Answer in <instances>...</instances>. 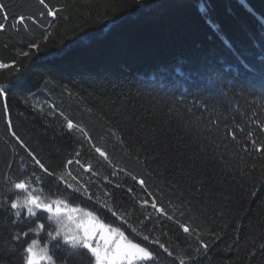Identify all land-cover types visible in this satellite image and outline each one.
Listing matches in <instances>:
<instances>
[{
    "label": "snow or ice",
    "instance_id": "1",
    "mask_svg": "<svg viewBox=\"0 0 264 264\" xmlns=\"http://www.w3.org/2000/svg\"><path fill=\"white\" fill-rule=\"evenodd\" d=\"M9 7V0H0V32L9 21ZM30 7L38 11L12 17L11 30L19 32L20 26L30 30V22L42 35L26 45L22 42L16 49L18 60L0 62V69L15 68L7 83L0 82V118L5 122V135L25 153L14 165L18 153L13 147L12 159L0 169V264H211L206 239L222 235L229 237L226 251L241 245L247 249L244 264L258 258L264 261V215L257 213L259 219H253L251 207L240 216L232 215L233 181L243 187L255 179L252 172L256 170L262 177L260 187L253 184L242 195L264 205V43L257 45L260 52L255 63L241 57L230 41L225 42L239 61L235 75H230L231 66L223 71L176 67L175 81L162 90L163 95L152 97L151 107L131 111L122 102L115 109L127 132L110 129L117 142L124 146L130 141L127 148L134 151L146 174L161 177L176 194L164 206L148 190L142 174L114 165L82 123L63 112L59 114L64 131L87 141L112 166L115 180L105 176L107 184L101 183L95 166L81 162L80 150L54 166L51 154L48 159L40 156L14 130L8 97L13 89L25 85L22 69L26 65L21 61L31 62L46 51L57 14L66 8L50 6L46 0H31ZM197 8L209 17L207 0H197ZM260 23L264 25V17ZM210 26L222 35L218 25ZM50 82L43 81L45 86ZM22 95L29 107L45 116L56 115L55 105L45 112L44 105L33 104L27 94ZM94 185L97 191L92 190ZM114 189L125 192L144 210L143 219L137 218L138 227L129 223L135 208L117 210ZM242 232L251 235L242 239Z\"/></svg>",
    "mask_w": 264,
    "mask_h": 264
},
{
    "label": "trees",
    "instance_id": "2",
    "mask_svg": "<svg viewBox=\"0 0 264 264\" xmlns=\"http://www.w3.org/2000/svg\"><path fill=\"white\" fill-rule=\"evenodd\" d=\"M46 2L50 6L64 5L66 8L57 14L58 23L52 29L46 51L34 56L31 62L27 58L21 61L26 65L22 69L27 77L25 85L22 89H13L8 97L14 130L40 156L48 159L51 154L50 162L54 166L61 165L80 150L81 162L95 166L101 183L107 184L103 180L105 176L115 180L111 176L112 166L100 158L87 141L64 131L65 122L59 114L63 112L74 122L82 123L92 142L109 154L114 165L142 174L158 204L167 206L169 200H175L176 194L169 191L161 177L146 174L144 165L135 159L134 151L127 148L130 141L122 146L110 131L127 135L122 116L115 114V109L122 102H126L131 111L139 112L141 106L151 107L155 103L152 97L157 93L163 95L162 90L170 86V81H175L176 67L186 71L205 67L223 71L231 66L230 75H235L239 61L233 51L225 47L226 41L231 42L241 57L258 63L260 49L257 45L264 43V25L260 23L264 17V0H207L210 6L208 18L198 11L197 0ZM9 3V21L0 32V62L3 63L18 60L16 49L42 35V30L30 22V30L20 26L19 32L12 31L10 26L15 23L12 17L34 14L38 10L30 7L31 0H9ZM63 15L67 20L61 19ZM212 23L219 26L222 35L210 26ZM14 71L15 68L0 69V82L7 83ZM44 80L51 82L45 86ZM22 93L27 94L33 104L44 105L45 112L50 110V105H55L56 115L45 116L29 107L23 102ZM89 108L91 113L87 111ZM5 131V122L0 118V169L12 159L13 147L18 153L14 165L25 155ZM54 145L59 152L54 150ZM252 176L255 179L243 187L233 181V216L242 215L250 207L253 219H259L257 213L264 215V205L242 195L253 184L260 187V171H253ZM110 187L114 188V185ZM92 190L98 189L94 185ZM114 192L117 210L130 212L135 208L129 223L138 227L137 218L143 219L144 210L125 192L120 189H114ZM213 231H217L215 226ZM217 235H220L219 231ZM240 235L243 239L251 233ZM162 239L167 241V237ZM206 242L210 243L211 264H244L247 249L241 245L239 249L232 246L231 251H226L230 243L227 235L220 239L209 237ZM248 260H251L250 255ZM252 264H264V261L258 258Z\"/></svg>",
    "mask_w": 264,
    "mask_h": 264
}]
</instances>
